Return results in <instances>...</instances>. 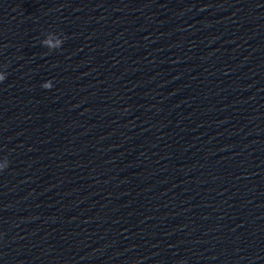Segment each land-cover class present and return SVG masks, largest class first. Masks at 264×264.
<instances>
[{
  "label": "clouds",
  "instance_id": "1",
  "mask_svg": "<svg viewBox=\"0 0 264 264\" xmlns=\"http://www.w3.org/2000/svg\"><path fill=\"white\" fill-rule=\"evenodd\" d=\"M45 44L48 45L49 47H59L60 42L58 41L55 45L51 44L50 41H45ZM6 79L5 75L0 74V82H3ZM52 82L48 81L46 84L43 85V88L45 89H50L52 87ZM7 167V166H6ZM4 168H0V170H3Z\"/></svg>",
  "mask_w": 264,
  "mask_h": 264
}]
</instances>
